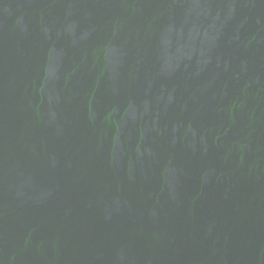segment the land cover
<instances>
[{
	"label": "water",
	"instance_id": "95a60500",
	"mask_svg": "<svg viewBox=\"0 0 264 264\" xmlns=\"http://www.w3.org/2000/svg\"><path fill=\"white\" fill-rule=\"evenodd\" d=\"M0 264H264V0H0Z\"/></svg>",
	"mask_w": 264,
	"mask_h": 264
}]
</instances>
